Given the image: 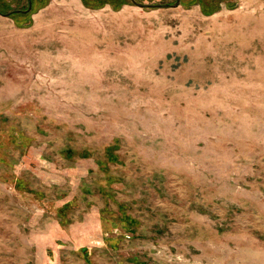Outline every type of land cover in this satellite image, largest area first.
Here are the masks:
<instances>
[{
	"label": "rangeland",
	"instance_id": "374dc122",
	"mask_svg": "<svg viewBox=\"0 0 264 264\" xmlns=\"http://www.w3.org/2000/svg\"><path fill=\"white\" fill-rule=\"evenodd\" d=\"M30 1L0 0V264H264V0Z\"/></svg>",
	"mask_w": 264,
	"mask_h": 264
},
{
	"label": "water",
	"instance_id": "95a60500",
	"mask_svg": "<svg viewBox=\"0 0 264 264\" xmlns=\"http://www.w3.org/2000/svg\"><path fill=\"white\" fill-rule=\"evenodd\" d=\"M130 2L141 8V9H146V8H161V7H170V8H176L179 6V3H180V0H175L173 4L169 5V4H164V5H155V4H151V5H145V4H140V3H137L135 0H130ZM27 3H28V7L26 10H20V11H16V12H19V13H27L30 11L31 9V1L30 0H27ZM2 16L4 17H7L8 14H2Z\"/></svg>",
	"mask_w": 264,
	"mask_h": 264
},
{
	"label": "trees",
	"instance_id": "16d2710c",
	"mask_svg": "<svg viewBox=\"0 0 264 264\" xmlns=\"http://www.w3.org/2000/svg\"><path fill=\"white\" fill-rule=\"evenodd\" d=\"M201 2H202L201 5H202L203 8L205 9V7H207L206 4L204 3V1H201ZM2 14H5V13H4V11H2V10L0 9V15H2Z\"/></svg>",
	"mask_w": 264,
	"mask_h": 264
}]
</instances>
